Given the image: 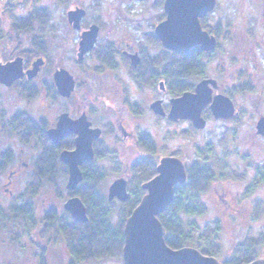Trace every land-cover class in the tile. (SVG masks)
<instances>
[{
    "label": "rangeland",
    "instance_id": "rangeland-1",
    "mask_svg": "<svg viewBox=\"0 0 264 264\" xmlns=\"http://www.w3.org/2000/svg\"><path fill=\"white\" fill-rule=\"evenodd\" d=\"M13 1V10L6 9L7 14L2 12L4 15L0 19L3 28L9 24L2 31L4 38L0 39V58H15L25 52L28 65L43 55L47 56V62L29 81L19 83L25 87L24 92L28 91V96L0 86V105L11 110L23 107L34 120L45 121L47 125L65 109L76 115L79 107H87L94 110L89 115L98 125L105 129L108 124L112 125L113 132L104 135L107 148L103 152L108 155L92 161L105 173L98 188L100 195L110 203L107 208L112 224L118 225L121 212L126 207L120 203L124 200L108 199L109 185L119 176H125L129 183L130 164L140 154L134 140H124L116 128L121 119L130 130L138 132L139 129L140 136L142 131L150 132L155 146L153 156L157 161L162 155L176 154L186 166L199 160L208 162L215 171V178L199 194L205 208L196 213L179 212L193 239L213 237L219 245L220 255L217 257L220 260L232 255L237 243L260 239L255 250L259 257L264 256V135L256 129L257 119L264 115V0H217L215 9L201 17V22L211 27L208 30L217 36L218 46L200 56L202 73L188 81L196 85L203 77L216 78L219 85L214 92L229 95L236 107L235 116L227 119L214 117L211 110L205 108L202 113L207 121L202 128L195 127L189 119L172 121L152 111L149 104L154 96L168 101L174 95L171 91L160 89L158 83L156 87L140 88L125 69L118 70L120 76L108 70L103 72L98 66L102 61L97 53L86 55L83 61L77 60L80 30L73 28L65 16L67 8L74 3L89 10L86 22L98 18L102 21L101 40H113L117 45H138L151 59L160 56L164 49L153 32L154 26L165 18L164 0ZM2 2L0 0V5ZM31 8L44 9V12L40 11V15L45 14L44 19L33 21L30 29L21 34L13 31L12 39L7 37L6 31L9 32L10 23H14L12 20L23 18L21 15L27 14ZM5 15L8 18H4ZM57 66L67 67L78 79V87L69 100L53 92L51 84ZM112 83L120 84L122 90H116ZM104 87L106 89L103 90ZM30 89L35 91L30 93ZM136 103L140 105L141 113L133 111ZM10 136L12 139L5 143V147L13 149L14 159L19 156L28 162L26 182L37 184L39 180L33 177V168L41 148L39 135L32 136L27 144ZM20 147L24 148L23 153ZM141 150L146 151L143 147ZM114 159L121 166L118 172L114 170ZM55 174L53 182L48 176L42 179L43 186L34 197L35 216L42 217V211L54 205L60 210V217H66L63 205L73 193L66 187L68 174L65 165L56 164ZM4 178L0 175V184ZM8 232L0 229V264H7L12 256L15 257L14 264H34L31 256L33 248L31 250L26 246L13 250V244L6 238ZM22 242L28 241L25 238ZM19 246L22 247L21 244ZM71 258L72 254L61 234L59 242L49 247V264H73ZM75 264L124 263L122 257L108 256Z\"/></svg>",
    "mask_w": 264,
    "mask_h": 264
},
{
    "label": "water",
    "instance_id": "water-1",
    "mask_svg": "<svg viewBox=\"0 0 264 264\" xmlns=\"http://www.w3.org/2000/svg\"><path fill=\"white\" fill-rule=\"evenodd\" d=\"M217 0H164L165 18L155 26V33L162 45L173 51H187L198 46L203 51L214 50L218 45L217 36L205 29L200 16L215 9ZM85 9L77 7L68 11L69 21L75 27L80 26V18ZM98 25L92 24L81 34L79 41L78 59H83L97 38ZM134 63L139 58L131 54ZM44 63L43 57L32 61V67L24 70V59L17 56L5 63H0V81L10 85L15 79L25 74L32 78ZM57 90L64 96H70L75 87V78L65 67H58L53 73ZM218 81L214 77L200 79L194 90H186L170 99L168 116L173 120L189 119L197 128L206 124L203 109L206 106L214 117L231 118L236 114L232 98L222 92L214 93ZM150 107L158 114H166L162 99L154 100ZM91 121L86 114L77 118L69 116L68 112L60 114L57 124L49 127L47 133L50 139L58 143L69 133L76 132L74 149H64L60 158L69 167L67 188L75 189L83 179L80 165L94 158L93 140L100 135V128L91 127ZM257 131L264 135V115L256 122ZM187 180V169L183 159L176 155H165L157 164V174L142 183L147 191L135 206L124 224L125 241L122 248L124 264H223L215 255L203 253L199 248L185 245L171 247L165 239L164 227L159 214L174 198L175 185ZM127 178H115L108 188V199L117 197L119 200L129 198ZM65 209L78 221H88L87 206L78 195L69 197L64 203ZM244 264H264V256L257 257Z\"/></svg>",
    "mask_w": 264,
    "mask_h": 264
},
{
    "label": "flooded vegetation",
    "instance_id": "flooded-vegetation-1",
    "mask_svg": "<svg viewBox=\"0 0 264 264\" xmlns=\"http://www.w3.org/2000/svg\"><path fill=\"white\" fill-rule=\"evenodd\" d=\"M23 2H28V0H24ZM2 3L3 4L0 5V19H2V15L7 14L6 13L7 10H13L14 4H15V2L13 0H3ZM163 4H164V1H163ZM77 7H82L85 9V14L80 18V26L78 28L75 27L74 23L70 22L69 18H68V11L75 9ZM34 10L35 9L32 10V8H31L28 10L27 14L21 15L23 18H20L17 21L12 20V22H14V23H10L11 30L9 32L6 31L7 35H9L7 37L12 39L11 33H13V31L19 32L20 34L22 32H26L29 27H27L25 25V21L27 19H29L31 12H33ZM206 14H203V15H206ZM65 16H66L67 21L69 22V24L73 28H75L76 30H80V36H79L78 44H79V41L81 39V34L84 30L89 29L92 24L98 25V34H97V38H96V41H95L93 47L85 53L83 59L79 60L78 55H77L78 61H83L86 58V55H89L91 53H93V54L97 53L99 58L102 61V62H100V64L98 66L101 68V70H103V72L108 70V71L115 72L120 76V74L118 72L122 71V70L124 71V69H125L126 70L125 72L128 73V76H130L132 78L131 80L134 83L136 82V85L139 86L140 88L141 87L142 88L156 87V83H158V87L160 89H162V90L166 89L168 91H171L170 84L168 83V79H167L168 72H170L169 63H167L166 61L165 62H162V61L156 62L155 60L159 56L158 57L155 56V58H151V59L146 57L144 49L142 50V49L138 48V45H136V44H135L136 47L130 43L117 45L114 43L113 40H108V39H104V40L102 39L101 40L102 30H103L104 24L102 23V21L99 18L98 19H91V20H89V22L88 21L86 22V18L89 17V10L79 3H74L71 7L67 8ZM4 18H8V16L5 15ZM200 18H201V16H200ZM33 21L38 22L39 19H33ZM5 25H6V27H9V24H5ZM155 26H154V31H153L154 35H155V37H157V39L160 41V43L162 45L161 40L158 38V36L155 33ZM6 27L3 28L0 25V39L4 38L3 37L4 34L2 33V31L7 29ZM78 50H79V45H78ZM162 50H170V49H167L164 47V49H162ZM214 50L206 51V52H212ZM182 52L184 55V51H182ZM77 53H78V51H77ZM131 54L137 55V57L139 58L137 63L133 62ZM26 55L27 54L25 52H23V54H21V55H17V56H22L24 59V70L32 67V65H31L32 62L30 63V65H28V59H27ZM41 57H43L44 63L40 67H42L47 62V56L46 55H43ZM36 58H38V57H36ZM12 59H14L12 56L9 58L8 57L0 58V63H5L8 60H12ZM58 67H65V66H57V67H55L54 71ZM65 68H67V67H65ZM68 70L70 71V73L75 78V87H74V90L72 91L70 96H64L58 92L57 86H56L55 81H54V77H53V83L51 84V86H53V88H54L53 92L56 94L58 93L60 97H63L66 100H69V98H71L73 96L74 92L76 91V89L78 87V79L76 77V74L73 71H71L70 69H68ZM54 71H53V73H54ZM29 79L30 78H28V76L25 74L23 77L15 79L10 85H7V84L0 81V86H2L4 88H9V89L11 88V89L17 90L16 92H19L20 95L28 96V91L24 92V90H26V89H24L25 87L19 85V83H22L25 80L29 81ZM112 84L114 85L116 90L121 91L123 88L118 83H112ZM79 85H80V83H79ZM218 85H219V83H218ZM129 86H130V83H129ZM109 87H110V85H109ZM26 88L28 90L27 86H26ZM104 89H106V87H104L103 90ZM124 90H126V89H124ZM217 92H219V91H217ZM214 93H216V92H214ZM222 93H224V92H222ZM178 95H180V94H178ZM173 96H177V95H173ZM173 96H171V97H173ZM171 97H169L168 101H166L164 97L154 96L153 100L150 102L149 106L151 105V103L154 100L162 99V105L166 111V114L162 115V114H158V113L154 112L153 110L152 111L156 115H159L161 117H167L168 119H170L172 121H177V120L171 119L168 116V112H169V109L171 106V103H170ZM136 106L138 107V109ZM136 106L134 105L135 109L133 108L134 110L133 109L132 110L135 111L136 113H138V112L141 113L142 110H141V108L139 109L140 105H138L136 103ZM205 108L210 109L209 106H206ZM90 111L94 112V110L92 108L87 109V107L86 108H80L79 107L76 111L77 114L72 115L69 110L65 109V110L61 111L57 115L56 120L54 122L52 121L50 124H48L46 129H45V133L47 134L48 138L50 139V137L47 133V130L49 127L55 126L57 124L58 118H59L60 114L63 112H68L69 116L72 118H77L84 113V114H86L88 120L91 121V124H90L91 127L100 128V130H101L100 135L97 138H95L92 142L93 149H94V158L91 160H88V161H84L80 165L82 172H83L82 167L86 163L93 161L94 159H96L98 157L103 158V157L108 155V154L106 155L105 152H103V150H105L107 148L105 146V143H104V142H106L104 135L106 132H109V131L113 132V127L111 124H108L107 129H105L103 126L98 125V123H96L94 121V118L90 117V115H89ZM28 118H29L28 110L24 109L23 107L19 108V109L11 110V109L5 108V106H3V105H0V138H1L0 139V145H3L0 149V175L5 176L2 183L0 184V199H1V202H0V229L4 228L5 230H9L8 235H7L8 237H6V238L10 239L11 244H13V245H11L13 247V250H21L22 248L28 246V247H30L29 249H31V250L33 248V251H32L33 253H31V256L34 260V264H49V247L51 245L58 243L59 238L61 236V233H60V210L54 205H49L46 209H44L42 211L43 212V214L41 215L42 217H38V216L34 215V210H35L34 197L38 194V192H40L43 184L42 183H37V184L27 183L26 182V173H27L26 166L28 165V162L19 156L14 159L13 158V149L11 147H7V146L5 147V143H9L10 142L9 139H12L10 135H12L15 138H17L18 140H20L23 144L28 143V141H29L27 138ZM180 119H184V118H180ZM223 119H227V118H223ZM41 120H43V119H41ZM37 122H39V120ZM116 128L122 134V138L124 140H126L128 138H132L134 140V143L136 144V146L138 147V149L140 151V154L136 158H134V160H132L131 164L136 159H138L139 157H142V156H145L148 154L147 150L144 148V146H142L141 139H142V137L146 136V137H148V139L152 140V142L154 144V140H153V137L150 134V132H147V131L143 132L142 131V136H140L139 129L137 130L138 132H136V131L134 132V131L130 130L123 123V121L121 119L118 120ZM114 129H115V127H114ZM76 136H77L76 132H69V133L65 134L61 138L60 142H58V143H55L50 139L55 145H57L59 147L58 164H62V165L64 164L65 165L66 173L68 174V176H69V167H68V164L66 162L61 160L60 152L64 149H68V150L74 149L76 146V143H75ZM21 142H20V144H22ZM65 143H67L68 146H64ZM142 147L146 151H142L141 150ZM20 149H21V152L23 153L24 148L20 147ZM168 155H170V154H168ZM171 155H176V154H171ZM163 156H165V155H162L159 157L157 164L159 163L160 158ZM176 156H178V155H176ZM157 164H156V173L154 174V176L157 174ZM98 168L102 169L99 166H98ZM33 171H34L33 177H35V173L37 172L36 167L33 168ZM24 178H25V181H24ZM83 179H84V174H83ZM78 186H79V184H78ZM127 188H128V179H127ZM75 189H69V191H74ZM143 189H145V188H143ZM128 191L130 192L129 188H128ZM146 191L147 190L145 189V193H146ZM56 192L58 193V195H60V193L57 190H56ZM74 195H76V194H73L72 196H74ZM130 196H131V192H130ZM115 198H117V197H115ZM64 209H65V207H64ZM70 216H71V214H70ZM37 236H38V238H37ZM25 238L28 241L27 243L22 242ZM19 244H21L22 247H20ZM15 247H17L18 249H15ZM13 258H15V257L12 256L7 264H14ZM71 260H72V258H71Z\"/></svg>",
    "mask_w": 264,
    "mask_h": 264
},
{
    "label": "trees",
    "instance_id": "trees-1",
    "mask_svg": "<svg viewBox=\"0 0 264 264\" xmlns=\"http://www.w3.org/2000/svg\"><path fill=\"white\" fill-rule=\"evenodd\" d=\"M39 10V11H36ZM44 9L36 8L31 12L29 19L25 21L27 27H31L33 19H41L45 14L40 15ZM44 16V17H43ZM203 15H201L202 17ZM203 27L209 29L208 25L202 22ZM212 32V30H209ZM217 34V32H216ZM206 51L198 46L190 50L179 52L173 50H163L161 55L156 58V62H167L170 66L167 79L170 89L174 95L181 94L186 90H193L195 84L188 81L189 78H195L202 73V63L200 56ZM210 53V52H208ZM35 90L30 89V93ZM207 111H210L207 108ZM47 122H37L31 116L28 118L27 138L39 135L40 151L35 161L37 172L35 178L38 183L43 178L49 177L52 182L55 180V167L59 160V147L55 145L45 133ZM142 146L149 152L147 155L136 159L130 167L131 177L129 179V189L131 196L120 202L126 209L121 212V219L118 225H113L109 216L110 204L99 193V186L105 173L102 169L93 165L90 161L83 168L84 179L73 194L80 196L88 207L89 220L78 221L72 219L67 211L66 217H60V233L63 235L66 245L72 254L71 263L75 264L81 261H89L94 258H104L108 256L122 257V248L124 245V224L126 218L130 215L135 206L140 202L145 189L142 183L150 179L156 173L157 159L154 158L155 146L152 140L144 136L141 139ZM64 146H68L65 143ZM116 161V162H115ZM116 165L114 170H120V163L114 159ZM187 180L175 185L174 198L168 206L158 215L164 227L166 242L173 248L185 245H195L203 253L209 255H220L219 245L212 238L204 236L203 238H192V234L186 229V223L182 221L179 212L196 213L200 212L202 206L199 194L205 191L210 182L215 178V171L208 162L196 160L186 166ZM108 200V199H107ZM259 207V203L257 204ZM129 208V210H128ZM205 208V207H204ZM202 212V211H201ZM209 234V233H208ZM260 239H246L244 242L236 244L234 253L222 259L223 264H244L260 255L257 254L256 245ZM123 258V257H122Z\"/></svg>",
    "mask_w": 264,
    "mask_h": 264
}]
</instances>
